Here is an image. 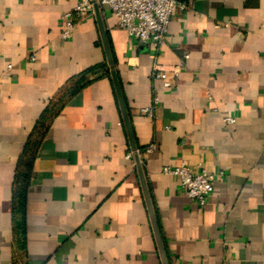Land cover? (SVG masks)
Masks as SVG:
<instances>
[{"label":"crops","instance_id":"0c3cea01","mask_svg":"<svg viewBox=\"0 0 264 264\" xmlns=\"http://www.w3.org/2000/svg\"><path fill=\"white\" fill-rule=\"evenodd\" d=\"M78 2L0 0V264H162L95 15L61 37ZM187 4L159 50L102 8L167 256L264 264V0ZM155 64L179 66L175 88ZM181 164L215 176L205 205L163 172Z\"/></svg>","mask_w":264,"mask_h":264},{"label":"built area","instance_id":"2783aa9c","mask_svg":"<svg viewBox=\"0 0 264 264\" xmlns=\"http://www.w3.org/2000/svg\"><path fill=\"white\" fill-rule=\"evenodd\" d=\"M101 8L110 10L117 18V25L138 43L159 50L166 42L169 23L175 13L188 7L187 0H98ZM94 14L92 0H79L76 6L61 14L62 32L64 41L70 40L77 28L78 22L86 16ZM185 57H188L186 55ZM35 60V56H31ZM11 68V65L9 66ZM179 66L170 69L160 65L153 66L152 75L162 81L164 88L171 89L177 86ZM159 102L158 96H154L150 106L143 112L152 115ZM225 124H234V116H225ZM152 144L147 151H152ZM132 157V153L128 154ZM163 172L178 176L181 180L185 194L195 203L203 206L207 203L214 190L215 176L206 169L194 173L189 166L181 164L177 167L165 166Z\"/></svg>","mask_w":264,"mask_h":264},{"label":"water","instance_id":"95a60500","mask_svg":"<svg viewBox=\"0 0 264 264\" xmlns=\"http://www.w3.org/2000/svg\"><path fill=\"white\" fill-rule=\"evenodd\" d=\"M92 3H93V9H94V15H95L96 23H97L98 30L100 33V38H101L102 45L104 48L106 60H107L108 66H109V71H110L112 82H113V85L115 88L116 96L118 99L123 124L125 126L127 136L129 139V143H130V147H131V151H132V156H133L135 166L137 169V173H138V177L140 180L142 192L144 195L145 203L147 206V210L149 213L150 221H151L153 232L155 235L157 247L159 250L161 262H162V264H170L169 258L167 256L166 248L164 245V241L162 238L160 226L158 223L157 215L155 212L153 200H152L150 190L148 187V183L146 180V175L144 172L142 159H141L140 152H139L137 142L135 139V135H134L133 127H132V122H131L129 110H128V107H127V104L125 101L121 81H120V78H119V75H118V72H117V69L115 66L114 55H113L112 48L110 45L108 33L106 31V27L104 24V19H103V15H102V8H101L98 0H92Z\"/></svg>","mask_w":264,"mask_h":264},{"label":"trees","instance_id":"16d2710c","mask_svg":"<svg viewBox=\"0 0 264 264\" xmlns=\"http://www.w3.org/2000/svg\"><path fill=\"white\" fill-rule=\"evenodd\" d=\"M44 136V133H42ZM27 149L24 150V156ZM20 159V166L24 167L23 170L18 173L16 176V181L19 184L18 189L14 192L13 201L17 205L16 212L19 213L25 221V214H26V203H27V195L29 189V179L31 173L33 171V162L32 160L24 161L23 157Z\"/></svg>","mask_w":264,"mask_h":264}]
</instances>
